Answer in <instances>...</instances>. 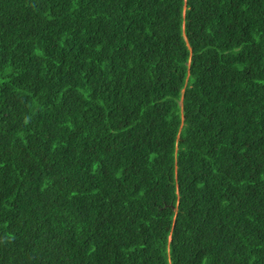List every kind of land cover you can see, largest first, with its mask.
Returning a JSON list of instances; mask_svg holds the SVG:
<instances>
[{
	"label": "trees",
	"instance_id": "trees-1",
	"mask_svg": "<svg viewBox=\"0 0 264 264\" xmlns=\"http://www.w3.org/2000/svg\"><path fill=\"white\" fill-rule=\"evenodd\" d=\"M0 264H264V0H0Z\"/></svg>",
	"mask_w": 264,
	"mask_h": 264
}]
</instances>
